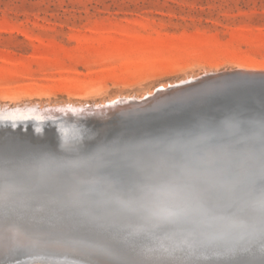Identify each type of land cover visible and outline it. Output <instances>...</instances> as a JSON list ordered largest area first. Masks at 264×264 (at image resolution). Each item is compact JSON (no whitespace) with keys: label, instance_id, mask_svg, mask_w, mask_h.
Returning a JSON list of instances; mask_svg holds the SVG:
<instances>
[{"label":"rangeland","instance_id":"obj_1","mask_svg":"<svg viewBox=\"0 0 264 264\" xmlns=\"http://www.w3.org/2000/svg\"><path fill=\"white\" fill-rule=\"evenodd\" d=\"M244 71L264 74V0H0L1 105L152 102L183 81ZM36 109L6 116L63 115ZM105 184L94 201L80 189L59 194L57 185L0 194V264L39 251L94 264H264L260 206L169 204L127 182Z\"/></svg>","mask_w":264,"mask_h":264},{"label":"water","instance_id":"obj_2","mask_svg":"<svg viewBox=\"0 0 264 264\" xmlns=\"http://www.w3.org/2000/svg\"><path fill=\"white\" fill-rule=\"evenodd\" d=\"M165 93L166 98L142 102L135 110L113 108L103 115L79 116L80 121H71L75 114L60 115L54 119L59 124L54 133L55 127L47 128L49 121H39L36 132L25 134L37 116L0 117V194L29 195L55 189L54 182L74 181L82 186L80 193L94 201L105 180H112L131 184L132 191L138 187L155 198L164 197L169 204L259 206L264 184V77L226 75ZM2 121L8 122L6 127H1ZM75 122L83 134L73 138ZM5 129L23 132L1 134ZM133 138L144 140L114 143ZM95 139L105 143H77ZM54 147H59L58 154H48ZM201 185L210 195L200 191ZM163 215L179 219L170 223L181 222L178 215Z\"/></svg>","mask_w":264,"mask_h":264},{"label":"bare ground","instance_id":"obj_3","mask_svg":"<svg viewBox=\"0 0 264 264\" xmlns=\"http://www.w3.org/2000/svg\"><path fill=\"white\" fill-rule=\"evenodd\" d=\"M242 73V72H240ZM215 74H217L215 72ZM254 74H256L257 76H262L264 77V74L263 72H255V71H244L242 74H239V75H244V76H253ZM208 75H210V72L208 73ZM233 75H237L236 74H233ZM204 76H207V74L205 73ZM232 76V75H231ZM221 78V77H220ZM201 79V77L199 78H196V79H190L188 81H183L182 83H178V84H175V86H180L182 84H188V83H191V82H194L196 80H199ZM172 87H174V85H172ZM182 88V87H181ZM163 89H166L163 87ZM170 89V88H168ZM174 89V88H173ZM172 90V89H170ZM179 89H177L178 91ZM157 91V90H156ZM154 91V92H156ZM175 91V90H173ZM176 91V92H177ZM162 92V90L160 91ZM160 92L159 95H160ZM164 92V91H163ZM180 92V91H179ZM153 95H155L156 93H151ZM165 95V94H164ZM148 96H151V95H148ZM158 96V95H157ZM156 96V97H157ZM134 97V96H133ZM131 98L130 97H118V98H114V99H111V100H108L106 103H103V104H84V105H76L75 103H71V102H66L67 104H55V105H49V104H45L44 106H40L39 103H36V105L38 106H34L35 104H25V105H21L19 104L18 106H8L6 104L4 105H1L0 103V117L5 119V118H9L8 116H6L8 113L9 114H24L25 112L29 111L30 109H33V108H37L36 110L41 112V111H46L47 113H51L53 116L56 115V113H61V114H66L67 117H70L72 118L71 116H73L72 114H75V118L76 119H73L71 121H80L79 116H87V115H90V114H94V116H97L98 114H101L103 115V113L105 111H108L110 109H113L115 108L116 110H120V111H124V109H121V105H127V104H131L133 106H138V104H141L143 102V99H139L138 97L136 98ZM143 97V96H142ZM152 97V96H151ZM159 97V96H158ZM148 98V97H147ZM150 98V97H149ZM154 99V98H152ZM164 99V98H163ZM154 101V100H153ZM158 101V100H157ZM25 103V102H24ZM23 104V103H22ZM80 104V103H78ZM17 105V104H15ZM23 106V107H22ZM128 106V105H127ZM6 107V110H4V108ZM39 107V108H38ZM125 107V106H124ZM129 107V106H128ZM129 111V110H128ZM78 115V116H77ZM109 115V114H108ZM11 119H14L13 117H10ZM42 118V117H41ZM56 118V117H55ZM86 118V117H85ZM40 118H38V121H39ZM45 119V118H44ZM41 120V119H40ZM51 120V118H50ZM42 122L45 121V120H41ZM48 121V120H47ZM2 123V126L1 127H6V123L8 124V122H1ZM77 123V126L72 128L75 132H73L76 136H74L73 138H76L77 135H82L83 132H81L79 130V124L78 122H75ZM35 124H40L41 123H32V124H29L31 125L30 129H33L34 132H36V128L34 127ZM11 125H13V123H11ZM48 127L47 128H50L53 126L55 127L53 131L54 132H58V122H55L54 121V118L52 119V121H49L48 122ZM23 128V126H22ZM13 130H10V129H5L2 131L1 134H4V135H9V134H18L20 133L19 131H14L12 132ZM51 131V132H52ZM46 133H50L49 130L46 131ZM28 134V133H27ZM73 138H70V142L74 141L75 139ZM79 140V139H78ZM144 139H141V138H133V139H125V140H115L117 142H114V141H111V142H114V143H124V142H135L137 143L138 141H143ZM69 142V141H68ZM108 142V141H107ZM110 142V141H109ZM61 143H63V141H61ZM78 144H87V143H94V144H104V140H101V139H95L93 141H90V140H87V141H79L77 142ZM119 146H122L119 144ZM59 147H54L53 149H51L48 154H52L54 155L55 153L58 154V149ZM62 182H57V183H60V184H57V189H56V192H76L78 191L79 189H82V186L79 185V184H76L74 186H64ZM56 182H54L55 184ZM62 184V185H61ZM53 190V189H52ZM51 190V191H52ZM46 192V191H45ZM49 192V190H48ZM47 192V193H48ZM37 193V192H36ZM44 193V192H43ZM42 193V194H43ZM55 193V192H54ZM53 193V194H54ZM35 194V193H34ZM38 194V193H37ZM46 194V193H45ZM24 195V194H23ZM50 195V194H49ZM55 195V194H54ZM26 196V195H25ZM31 196V195H29ZM68 196V195H67ZM20 197H23V196H20ZM36 197V195L34 196ZM73 203V201H72ZM76 204V203H75ZM78 207V206H76ZM79 209V208H78ZM82 211V210H81ZM79 212V211H77ZM86 213V212H85ZM105 213V212H104ZM79 214V213H78ZM88 214V213H86ZM85 214H83L84 216ZM101 215V214H100ZM87 216V215H86ZM85 217V216H84ZM89 217V216H88ZM95 239H91L90 241L87 240L88 243H90L91 245L94 246V248H96L99 252H106L108 250V243L105 242L104 239H101L99 242L97 241H94ZM33 254V255H32ZM31 255H28L26 257H22L21 256H17V255H10V256H7L8 258H11L14 256V258L10 259L9 261L7 260V262L3 263V264H33V262H38L39 264H94L92 262H90L88 259H85V258H80L78 256H75V255H66L64 253H54V252H43V251H39V252H35V253H32ZM3 259V258H2ZM3 262V261H2ZM1 263V261H0ZM99 264H102V263H99Z\"/></svg>","mask_w":264,"mask_h":264},{"label":"snow or ice","instance_id":"obj_4","mask_svg":"<svg viewBox=\"0 0 264 264\" xmlns=\"http://www.w3.org/2000/svg\"><path fill=\"white\" fill-rule=\"evenodd\" d=\"M200 191L210 195L209 189L205 185L200 186ZM259 206L261 210V224L264 225V184L260 187Z\"/></svg>","mask_w":264,"mask_h":264}]
</instances>
